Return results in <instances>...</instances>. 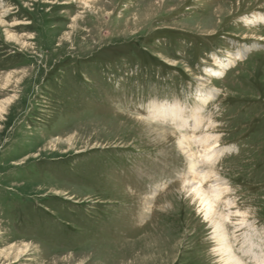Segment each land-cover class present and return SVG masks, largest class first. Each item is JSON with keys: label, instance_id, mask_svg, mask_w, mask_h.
I'll return each instance as SVG.
<instances>
[{"label": "rangeland", "instance_id": "obj_1", "mask_svg": "<svg viewBox=\"0 0 264 264\" xmlns=\"http://www.w3.org/2000/svg\"><path fill=\"white\" fill-rule=\"evenodd\" d=\"M258 15L264 0H0V264H220L190 190L203 171L234 253L264 260ZM175 102L183 128L152 119Z\"/></svg>", "mask_w": 264, "mask_h": 264}, {"label": "bare ground", "instance_id": "obj_2", "mask_svg": "<svg viewBox=\"0 0 264 264\" xmlns=\"http://www.w3.org/2000/svg\"><path fill=\"white\" fill-rule=\"evenodd\" d=\"M87 2V1H86ZM246 23L248 25H256L257 23L261 24L264 23V16H254L252 19H247ZM9 38V37H8ZM10 39L12 40V38L10 37ZM256 48V47H255ZM252 50V48L248 47L245 48L242 51H237L235 52V54L229 55L226 59L224 60H216L215 61V67L213 69H208L206 70V73L208 74L209 77L212 78H222L226 72H228L230 69H232L235 64L242 58H245L246 54L248 55V53ZM209 83V82H208ZM8 85V82L6 83ZM4 85V84H3ZM6 86V85H5ZM200 87V86H199ZM218 94V90H211L209 93H205L202 94L200 93L198 101L200 102V106L196 108V111L202 109L203 107H205L206 105H208L211 100ZM218 96V95H217ZM176 103V102H175ZM10 104V103H9ZM2 106V105H1ZM4 106V105H3ZM182 107V106H181ZM179 105L176 104H161L157 107H155L152 111H151V117L154 120H158V121H166V120H170L169 122H172L176 125L177 128L181 129L185 126V124H187V120L184 119L183 116V110ZM207 107V106H206ZM187 109V108H186ZM4 110V109H3ZM2 110V111H3ZM193 115V114H192ZM1 117V116H0ZM190 119V118H189ZM193 119V118H192ZM199 119V117H198ZM189 121V120H188ZM200 121H197L194 125V128L192 129H197L198 125H199ZM189 126V125H187ZM202 128V127H201ZM195 135V134H194ZM201 135V134H200ZM199 135V137H200ZM179 137V136H178ZM180 139V138H179ZM197 139V138H196ZM214 136L206 134L202 137H200L198 139V143H200V147L202 146L203 148V152H204V160L206 162H208L209 164L213 165V163L216 161L217 158H219L224 151V149H216V145H217V141ZM185 140V139H184ZM183 140V142L185 143V141ZM182 141V139H181ZM181 143V142H180ZM188 144V143H187ZM184 146V145H183ZM182 147V146H181ZM180 147V148H181ZM188 147V146H187ZM185 147V148H187ZM184 149V147L182 148ZM190 149V148H189ZM213 153V159L212 162H209L208 160H210L211 158V152ZM189 152V151H188ZM193 152V151H192ZM189 154V153H188ZM187 155V154H186ZM189 156V155H188ZM187 156V159H188ZM28 159V158H27ZM194 159V158H193ZM194 162V161H193ZM191 170L194 169V167L197 164H193L191 162ZM211 169V167H210ZM206 170V169H204ZM213 173V171H203L201 174V180L199 183H192L191 184V188L190 190L193 191V194L196 197V200L198 201V205H199V209L202 210L203 213V218L207 221V222H211L212 224V230H213V237L214 240L217 243L216 248L214 249V252L217 254L218 258H219V262L220 264H247L244 260L245 256L249 257V259H252L254 261L255 264H264V260L263 259H258L260 258V256L250 253L249 251H242L241 247L239 250H241V254H242V258L239 257L237 254L234 253L233 248H234V244L232 243V241L230 242L227 238V232L225 230V223L226 221H229L230 223V217L232 215V212H228L227 214L225 213V215L223 214H217L216 213V209H215V201L221 197L223 191L225 192L226 188H223L220 183H219V179L214 181V184L212 185V189L210 191H205L203 190L202 183L209 178V175L211 176V174ZM191 175V173L189 174ZM190 177V176H188ZM195 178V175L194 177ZM197 178V177H196ZM186 179H184L185 182ZM189 180V179H188ZM187 180V181H188ZM222 180V179H221ZM186 181V183H187ZM197 181V180H196ZM183 183V182H182ZM187 192V191H186ZM190 193V191H189ZM192 194V193H191ZM155 196V195H154ZM153 199V198H152ZM146 203V202H145ZM153 203V202H152ZM219 203V202H218ZM227 203V201L225 202ZM152 205V204H151ZM151 207V206H150ZM148 211V208H147ZM228 211V210H227ZM220 213V212H219ZM223 213V211H222ZM234 213V212H233ZM215 215V217H217V221L216 218H214L212 220V217ZM240 216V215H239ZM238 216V217H239ZM236 217V216H235ZM241 219V218H240ZM239 219V220H240ZM236 221V220H235ZM232 222V220H231ZM244 222V221H243ZM233 225V224H232ZM244 238V237H243ZM247 240V239H246ZM244 242V241H243ZM243 242H241L243 244ZM249 242V241H248ZM247 242V243H248ZM245 243V242H244ZM248 246L250 245V242L247 244ZM241 246V245H240ZM213 248V247H212ZM243 248V247H242ZM248 248V247H247ZM253 249V247H252ZM238 250V249H237ZM252 251V250H251ZM22 251L21 249L18 251L19 254H21ZM248 259V260H249Z\"/></svg>", "mask_w": 264, "mask_h": 264}]
</instances>
